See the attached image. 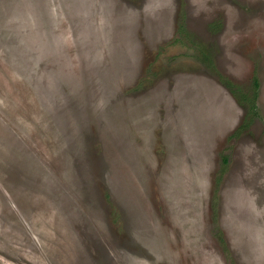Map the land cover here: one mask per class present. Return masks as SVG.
I'll return each instance as SVG.
<instances>
[{"label": "rangeland", "instance_id": "obj_1", "mask_svg": "<svg viewBox=\"0 0 264 264\" xmlns=\"http://www.w3.org/2000/svg\"><path fill=\"white\" fill-rule=\"evenodd\" d=\"M0 264H264V0H0Z\"/></svg>", "mask_w": 264, "mask_h": 264}, {"label": "trees", "instance_id": "obj_2", "mask_svg": "<svg viewBox=\"0 0 264 264\" xmlns=\"http://www.w3.org/2000/svg\"><path fill=\"white\" fill-rule=\"evenodd\" d=\"M255 86H257V82L255 83Z\"/></svg>", "mask_w": 264, "mask_h": 264}]
</instances>
